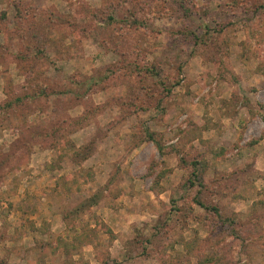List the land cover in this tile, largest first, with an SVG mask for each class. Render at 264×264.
I'll return each instance as SVG.
<instances>
[{
  "label": "rangeland",
  "instance_id": "374dc122",
  "mask_svg": "<svg viewBox=\"0 0 264 264\" xmlns=\"http://www.w3.org/2000/svg\"><path fill=\"white\" fill-rule=\"evenodd\" d=\"M0 264H264V0H0Z\"/></svg>",
  "mask_w": 264,
  "mask_h": 264
},
{
  "label": "trees",
  "instance_id": "16d2710c",
  "mask_svg": "<svg viewBox=\"0 0 264 264\" xmlns=\"http://www.w3.org/2000/svg\"><path fill=\"white\" fill-rule=\"evenodd\" d=\"M148 140H151L149 137H148ZM195 205L199 206L200 208L204 209V210H211L212 212L215 213V215H217V211L215 208H207L205 207L204 205H202L201 203L197 202L195 203Z\"/></svg>",
  "mask_w": 264,
  "mask_h": 264
}]
</instances>
